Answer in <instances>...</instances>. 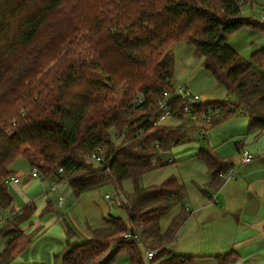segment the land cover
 I'll list each match as a JSON object with an SVG mask.
<instances>
[{
	"label": "trees",
	"instance_id": "trees-1",
	"mask_svg": "<svg viewBox=\"0 0 264 264\" xmlns=\"http://www.w3.org/2000/svg\"><path fill=\"white\" fill-rule=\"evenodd\" d=\"M248 1L0 0V210L12 204L5 179L19 157L42 175L61 167L75 195L108 184L118 194L130 179L132 189L114 200L126 219L109 213L80 243L68 224L66 244L55 259L110 264L123 252L126 264H146L144 250L152 249L149 261L191 264V256H165L186 217L184 208L167 229L159 226L162 214L185 198L183 183L168 176L141 186L140 179L158 166V152L205 136L196 126L153 124L155 103L163 90L174 89L169 47L184 40L235 97L193 101L197 119L215 126L244 111L250 128L264 129V47L245 59L228 44L244 26L264 33V24L243 16L241 6ZM170 103L171 118L180 121L185 101L174 96ZM97 148L100 161L91 159ZM197 154L213 175L224 172L204 147ZM127 231L140 232V240L124 237ZM9 233L0 264L33 238L16 229ZM215 258L219 264L232 260L230 253Z\"/></svg>",
	"mask_w": 264,
	"mask_h": 264
},
{
	"label": "crops",
	"instance_id": "crops-1",
	"mask_svg": "<svg viewBox=\"0 0 264 264\" xmlns=\"http://www.w3.org/2000/svg\"><path fill=\"white\" fill-rule=\"evenodd\" d=\"M256 7L251 0L249 9L243 10L241 6L242 14L249 11L253 14ZM263 14L264 11L260 15L261 22L255 20L257 23L263 24ZM240 30L242 27L231 35ZM252 32L259 33L253 28L250 30ZM254 48L257 47L252 44L246 49L251 52ZM235 49L247 59L242 48ZM186 60L192 62L193 56L186 55ZM194 126L203 130L205 151L214 156L221 166L224 165L225 170L233 169L234 176L223 180L213 175V171L198 157L199 145L193 150L175 147L172 155L189 163V173L181 177L186 189L185 198L179 205H174L170 218L182 208L186 217L176 230L174 239L167 245L165 256H191V264H219L215 257L230 253L232 260L227 264H264V129L250 128L248 115L244 111L215 126L196 119L191 127ZM243 148H247L252 155L249 162L239 161V152ZM23 162L30 166L26 160ZM19 168H23V165ZM19 168L14 161L11 175L19 177V182L7 183L13 201L9 209L0 210V252L11 235L9 232L14 229L31 234L33 238L22 252L5 264H61L55 259V254L63 250L66 244L68 224L84 236L81 239L75 234L73 241L80 243L90 238L92 229L104 225L105 215L111 213L126 219L124 208L119 204H115L117 208L109 204L105 215L101 211L102 220L90 222L94 215L87 208L98 204L88 198L87 193L100 190L75 195L68 180H65L64 185L58 186L55 192L48 191L53 176L32 178ZM58 194L63 198L61 204L57 201ZM107 200L112 203L111 199ZM13 211H18L17 215L3 219L4 215ZM81 224H85L87 234ZM167 227L160 230L164 231ZM145 261L146 264H158L157 260Z\"/></svg>",
	"mask_w": 264,
	"mask_h": 264
},
{
	"label": "rangeland",
	"instance_id": "rangeland-1",
	"mask_svg": "<svg viewBox=\"0 0 264 264\" xmlns=\"http://www.w3.org/2000/svg\"><path fill=\"white\" fill-rule=\"evenodd\" d=\"M252 2L257 5L255 9L256 12H253L252 14L249 11L243 16L248 19L250 18L251 20L261 22L260 15L264 11V9L263 11H261V9L264 8V0H252ZM250 3L251 0L242 5V7L244 8L243 10L249 9L248 6L250 5ZM262 22L264 24V19ZM250 30H252L251 27L244 26L242 27V30L236 32L235 35H231L228 39L229 46L233 49L242 48V52H244V55L247 56V59L250 58V55L252 53V51L249 52L248 49H246L249 45L254 44L255 47H257L254 48V50L258 49L259 47H264V34L259 30H257L259 33H250ZM191 46L192 45L187 44L184 40H177L172 45H170L169 49L171 50V53L174 57V74L171 78V83L175 86H187L190 89L191 93H196L199 96L201 102H206L211 99L222 100V98L234 100L235 97H233L232 94H227L226 91H224V87L217 83L211 76V74L206 71L205 68H203L201 64L202 58L194 54V48L193 46ZM190 54L193 56L192 62H188L186 60V55ZM179 122L180 121L173 118H168L166 119V121H164V124H177ZM199 132L200 134H203L202 129H200ZM199 138L200 137L196 139L195 137H193L189 141H185L180 143L179 145L173 146L169 150L158 152V154L154 157L155 164H157L158 166L151 169V171L143 174L140 179V185L150 186L152 184H159L168 176H175L177 180L181 182V177H184L189 173V163L183 160V158H176L175 155H172V152H175V147L177 146H183L186 150H193L197 145H199L200 147H205L203 140ZM118 140V138H114L115 142H118ZM24 160L25 159L23 157H19L15 160V163L18 168L23 165V168H19V170L21 169L23 173L27 174L30 172V166L27 163H24ZM20 164L21 166H19ZM113 183L115 184L114 180ZM131 186V180L124 179L121 183L120 188L118 187V189H120L118 194L116 192V188L112 184L104 186L100 191H93L92 193L88 192V198H91L95 201L96 204H98L94 205V207L88 206L87 211L91 210L92 214L94 215L92 219L88 218L89 221L91 222L92 220L98 219L102 220L100 218L101 211H103V215H105V210L109 204L116 207L115 204L117 203H115L114 200H123V198L126 196V193H128L132 189ZM105 194L111 195V198L108 199H111L112 203L110 200L104 198ZM179 204L180 203H177L176 206ZM174 207L175 206H172L167 210V212L162 214L159 223L161 229L165 228L168 225ZM104 217H106V215ZM71 227L74 230L75 234H77L81 239L84 237L82 234H78L72 225ZM81 227L85 229V232L87 234L88 232L85 224H81ZM125 257L126 255L123 252H118L116 257L110 264H126Z\"/></svg>",
	"mask_w": 264,
	"mask_h": 264
},
{
	"label": "built area",
	"instance_id": "built-area-1",
	"mask_svg": "<svg viewBox=\"0 0 264 264\" xmlns=\"http://www.w3.org/2000/svg\"><path fill=\"white\" fill-rule=\"evenodd\" d=\"M264 17V14L262 18ZM180 97L185 101V104L183 106V113H185L184 118L180 119V124L182 126H191L194 120L197 119L196 114L191 112V103L193 101H200L199 96L196 93H191L190 89L185 86V85H178L174 86L173 90H168L165 89L163 90L162 94L157 98V101L155 103V113L156 115L152 118L153 119V124L158 125V124H164V121L166 119L171 118V97ZM138 101H141L140 98H138ZM201 120L206 122L205 118H201ZM101 150L100 148L94 149L91 153V159L100 161L101 159ZM240 158L239 161L242 163L249 162L252 159V155H250V152L247 148H243L239 152ZM29 175L34 178L41 179L43 178L41 172L39 171L37 166H33L30 168ZM52 179L49 182L48 186V191H53L55 192L60 185H64V181L67 180V176H65L64 171L61 167H59L56 171L55 174L52 175ZM234 176V170L233 169H226L224 172L219 173V177L222 178L223 180L227 178H231ZM6 183L8 182H14L18 183L19 182V177L15 176H8L5 179ZM105 198L108 199L110 198L109 194H105ZM57 201L59 204L63 202V198L60 194L57 195ZM18 211H13L9 214H6L3 216V219H9L13 215H17ZM124 237L129 238V239H134L136 241H139L141 238V234L139 233H132V232H124ZM155 250L152 249H147L145 250L144 254V259L149 261L154 257Z\"/></svg>",
	"mask_w": 264,
	"mask_h": 264
}]
</instances>
